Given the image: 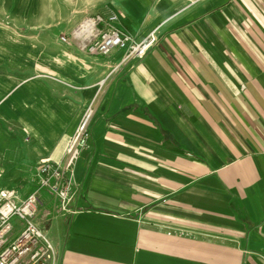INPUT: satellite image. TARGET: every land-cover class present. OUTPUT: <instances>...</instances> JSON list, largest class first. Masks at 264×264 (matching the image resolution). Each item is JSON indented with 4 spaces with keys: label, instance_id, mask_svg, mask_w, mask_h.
<instances>
[{
    "label": "crops",
    "instance_id": "1",
    "mask_svg": "<svg viewBox=\"0 0 264 264\" xmlns=\"http://www.w3.org/2000/svg\"><path fill=\"white\" fill-rule=\"evenodd\" d=\"M125 3L102 16L157 40L116 71L72 32L0 54V189L31 192L92 105L68 205L34 216L56 264H264V0Z\"/></svg>",
    "mask_w": 264,
    "mask_h": 264
},
{
    "label": "built area",
    "instance_id": "2",
    "mask_svg": "<svg viewBox=\"0 0 264 264\" xmlns=\"http://www.w3.org/2000/svg\"><path fill=\"white\" fill-rule=\"evenodd\" d=\"M112 20L113 17L105 19L100 14L92 15L73 35L82 39L83 47L90 54L108 55L113 50H122L120 60L113 66V71H116L142 59L156 42L157 34L154 30L150 31L137 41L113 26ZM61 40L66 39L61 37ZM93 116L94 107L89 105L71 135L61 161L38 167L32 179L33 189L25 197L19 199L14 191L0 189V264H56L52 246L34 216L42 189L54 195L62 209L68 205L71 195L70 171L81 149L87 144ZM16 225H20L19 230H16Z\"/></svg>",
    "mask_w": 264,
    "mask_h": 264
},
{
    "label": "rangeland",
    "instance_id": "3",
    "mask_svg": "<svg viewBox=\"0 0 264 264\" xmlns=\"http://www.w3.org/2000/svg\"><path fill=\"white\" fill-rule=\"evenodd\" d=\"M125 2L126 0H0V54L13 52L10 46L16 45L17 41H47L48 35L54 30L73 33L92 15H102L113 7L126 4ZM2 183L0 181V186ZM46 193L47 190L42 189L41 198Z\"/></svg>",
    "mask_w": 264,
    "mask_h": 264
}]
</instances>
